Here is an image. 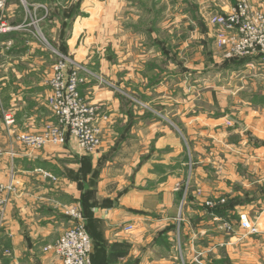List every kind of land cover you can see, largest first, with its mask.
<instances>
[{"label": "crops", "instance_id": "1", "mask_svg": "<svg viewBox=\"0 0 264 264\" xmlns=\"http://www.w3.org/2000/svg\"><path fill=\"white\" fill-rule=\"evenodd\" d=\"M0 1H5L1 18L14 28L0 35V183H14L9 202L0 209V264H61L44 248L70 228L65 211L73 207L81 211L94 244L93 264H225L227 254L234 260L239 240L226 235L225 223L201 206L222 196L239 202L237 213L244 208L258 214L255 220L264 241V65L252 69L249 60L210 58L206 73L217 71L235 80L222 95L206 97L214 107L206 113L195 107L185 113V100L167 98L166 76L180 72L173 67V73L165 74L161 69L156 81H145L142 91L144 97L151 91L165 97L142 102V107H174L170 120L186 124L172 131L166 114L165 125L157 129L156 118L138 111L137 102L121 101L114 91L87 80L78 87L82 98L101 105L109 118L100 124L102 143L91 155L78 150L73 140L37 151L24 149L3 122V115L11 113L17 134L37 133L53 121L47 105L52 58L35 43L37 28L27 25L26 20H32L28 11L37 9L44 17V33L56 48L63 44L67 57L87 70L115 75L116 62L124 61L126 86L135 93V83L144 81L148 58L164 63L165 52L150 55L143 36L152 34L133 30L130 13L175 10L172 32L186 31L190 41L196 38V23L204 20V12L195 16L194 8L213 6L223 12L233 0H84L68 10L73 16L67 20L62 0H56L49 13L38 7L49 8V0ZM251 4L264 10V0ZM119 13L128 14L120 25L115 19ZM203 32L197 38L204 41L210 34ZM152 37L158 46L157 36ZM105 48L111 55L104 54ZM187 149L194 156V178L184 192L177 188L187 179ZM10 151L16 155L11 157ZM196 188L201 196L196 197Z\"/></svg>", "mask_w": 264, "mask_h": 264}, {"label": "rangeland", "instance_id": "2", "mask_svg": "<svg viewBox=\"0 0 264 264\" xmlns=\"http://www.w3.org/2000/svg\"><path fill=\"white\" fill-rule=\"evenodd\" d=\"M84 0H62L64 6H65V12L68 10H72L75 8L74 5H77L76 8L81 4ZM98 1L99 4H103L104 0H96ZM56 0H49L48 2V7H45L38 3V7L44 9L46 13H49V9L51 10L52 6L51 5H57ZM98 4V5H99ZM37 7V6H36ZM35 7V8H36ZM75 8V9H76ZM203 11L204 13V20L202 19L201 25L197 24L195 25V30H196V38L195 39H190L188 41L186 38V31H179L177 34L173 33V27L171 26V23L173 22V16L176 15V11L172 10H143V11H134L130 13V18L129 22L130 25L133 26V30L136 31H147L148 33H151V36H143L145 43L144 45L148 47V50L151 51L150 55L155 56L156 50L160 51V49H163L165 52L164 55V63L162 62V58L159 60L153 59L152 57L148 58L145 69H143L145 72L143 74V79L144 81H138L135 83L136 87H139L138 89L136 88L135 93L131 88H128L126 85V76H125V71L124 69V61L116 62V64L119 66L117 73L115 75H106V74H95L97 73L96 70L95 72L88 68H85V64H79L75 62L72 58H70L72 61H74L75 65H78L81 67L84 71V73H81L79 76L80 82L79 86L81 84H84L87 80H93L94 83L98 86H103L107 87L111 91H114L115 94L114 96L121 100V101H135L137 102L136 104L140 106L141 108H138V111H146L147 113H150L153 117H155L157 120V129H160V126L165 125L164 118L166 117L165 114L168 116V126L170 131L175 130L177 126L182 129L181 122H176L175 120L173 121L170 120V114L175 113V108L174 107H159L153 105V103L150 104L149 107L143 108L142 107V102H147L149 100L153 99H158L165 97L164 93H162L161 96L158 94L154 93L151 91L150 95H146V97L143 96V86L147 83L152 84L154 81H156L158 74L161 75V69L164 68L165 74L173 73V71L180 72L178 75L173 77V74L167 75L166 76V96L167 98H174V97H179L185 100V105H184V112H191L192 108L195 107V109L201 113H206L208 110H213V105L208 103V100L206 97L210 94H215V95H222L224 93V90L230 89L229 86L232 84L234 78H230L227 74H222L221 72L218 73L217 71H214V73H206L205 68L208 65L207 63L210 62L211 59L214 57L217 58L219 57L221 59V54L218 53L215 47V38H213V30L208 29V22H206V19L214 14H220L221 9L213 6H208L205 9H197L194 8L193 12L195 16H201L199 14ZM67 12V15H65V19L67 20L68 14L70 12ZM31 14V19L30 17L26 20L27 25L30 28H37V31L33 33V37L35 39V43L39 42L41 46L46 49L47 53H50V56L52 58V65L55 62V54L52 51V49L59 51V48H56V44L51 41V38H49L48 34L44 33V29L42 28V24L44 21V17L41 16V13L39 11H28ZM29 15V14H28ZM84 16V15H83ZM104 16V15H101ZM128 14H121L119 13L117 17H115L117 23L120 25L122 23V19L124 20ZM102 21V20H101ZM104 22V18H103ZM25 24V23H24ZM202 30L206 33L209 31V37L206 35L205 40H200L197 38L198 33L202 32ZM203 32V33H204ZM153 35L157 36L156 40H158L159 45H155V40H153ZM40 36V37H39ZM45 36L46 40L48 41V44L46 41L44 42L41 37ZM53 36V35H52ZM51 37V35H50ZM174 37V39L172 38ZM186 37V38H185ZM44 39V37H43ZM163 39V41H161ZM179 39V40H178ZM45 40V39H44ZM51 44V46L49 45ZM121 48V49H120ZM120 51L123 52L122 46H120ZM179 52V56L174 55L173 53ZM60 52V51H59ZM96 54V53H95ZM104 54L105 55H111V50L105 48L104 49ZM94 56V55H93ZM67 57V56H66ZM211 58V59H210ZM214 60V59H213ZM223 60V59H221ZM111 65H113V62H110ZM98 64H95L96 67ZM172 66V67H171ZM178 66V67H176ZM174 67V70H172ZM147 69V70H146ZM38 74H43V71H38ZM84 74V75H83ZM99 75V76H96ZM143 82V83H142ZM144 84V85H141ZM139 85V86H138ZM78 86V87H79ZM215 88V90L213 89ZM80 93V89H79ZM81 96V93H80ZM82 97V96H81ZM83 99V98H82ZM86 101V100H85ZM88 102V101H87ZM90 103V102H88ZM141 103V104H138ZM92 104V103H90ZM97 105V104H94ZM100 108L103 110V107L101 105ZM104 111V110H103ZM102 111V112H103ZM106 117L108 118L107 113L105 112ZM160 116L163 117V121L161 122ZM109 119V118H108ZM107 119V120H108ZM101 134V133H100ZM187 140H184L185 146H187L188 143V138ZM180 140H182V137H180ZM206 142V141H203ZM101 143H102V134H101ZM101 145V144H100ZM188 147V146H187ZM180 160L185 159L187 161V171H186V177L187 179H183V186L180 188V186L177 188L178 191L179 189H183L184 192H186L189 187L190 183L192 184L193 180V175H194V156L193 154L190 153V151H186L183 159V155L179 156ZM178 160V159H177ZM237 190V189H236ZM196 197L201 196L203 193L199 188H196ZM225 198L218 197V198H211L203 201L202 204L205 206V202H215L216 205H221L224 204ZM184 200L181 201L180 203V210H179V215L180 217L177 218V221L181 220V212H182V206L184 205ZM238 213L239 216L240 214H245L250 218V220L256 224V218L258 217V214H255L254 211L247 212L246 209H240ZM228 225V224H227ZM257 226V224H256ZM259 232L256 235H247L244 231H240L239 229H230L227 231L225 230V234H231L233 237L239 240V243H237V252H239V255H236V258L234 257V260L228 256H226V264H264V241L262 240V233H260V229L258 230ZM261 236V237H260ZM231 237V236H230ZM228 239V238H227ZM239 245V246H238Z\"/></svg>", "mask_w": 264, "mask_h": 264}, {"label": "built area", "instance_id": "3", "mask_svg": "<svg viewBox=\"0 0 264 264\" xmlns=\"http://www.w3.org/2000/svg\"><path fill=\"white\" fill-rule=\"evenodd\" d=\"M228 10L208 17L207 22L213 30L215 47L221 54V59L231 61L248 59L249 67L255 68L259 63L264 65V10L255 9L251 0H233ZM5 1H0V12ZM0 16V35L13 30ZM40 37V36H39ZM44 42L45 40L41 37ZM48 44V43H47ZM55 62L51 68L48 81L50 97L47 105L50 108L52 122L45 123L37 133H15L16 121L11 113L3 115L7 133L14 135L16 140L27 150L37 151L45 146H64L68 140H73L77 149L84 154L98 152L101 144L100 124L106 121L105 111L100 106L90 104L79 93V75L84 73L69 57L57 50ZM103 111V112H102ZM16 154L10 151V156ZM14 192V183H0V209L9 202V196ZM214 202H205V207L214 208ZM65 214L71 219V226L65 230L45 251L52 250L61 264H92L90 252L92 244L81 211L77 207L69 208ZM239 230L247 235H256L258 227L245 214L239 218ZM128 230L132 227H128ZM230 225L225 224V230Z\"/></svg>", "mask_w": 264, "mask_h": 264}, {"label": "trees", "instance_id": "4", "mask_svg": "<svg viewBox=\"0 0 264 264\" xmlns=\"http://www.w3.org/2000/svg\"><path fill=\"white\" fill-rule=\"evenodd\" d=\"M74 6L76 8L77 5H74ZM72 16L73 15L70 12L68 14V17L71 18ZM61 39H63L62 36H61ZM59 51L64 56H67L66 47L63 44L59 47ZM245 60H248V59H237V60H231V61H227V62L238 63V62L245 61ZM223 197L225 198L224 204L216 205L212 209L205 207L204 204H202L201 206L205 208V210L209 216H212V215L217 216L218 218H220L221 222L231 225V229H233V228L238 229L239 223H240V221H239L240 216L235 211V207H236V204H238L239 202H237L233 198H229L228 196H223ZM84 227H85V225H84ZM86 230H87V227H86ZM89 238H90V236H89ZM90 242L92 244L91 252H90V257H91L93 247H94V244H93L91 238H90ZM91 262H93L92 257H91Z\"/></svg>", "mask_w": 264, "mask_h": 264}]
</instances>
